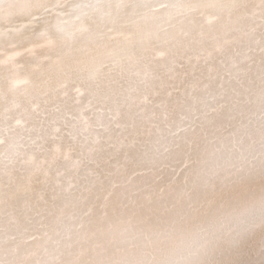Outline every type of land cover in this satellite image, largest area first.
Instances as JSON below:
<instances>
[{"label":"bare ground","instance_id":"bare-ground-1","mask_svg":"<svg viewBox=\"0 0 264 264\" xmlns=\"http://www.w3.org/2000/svg\"><path fill=\"white\" fill-rule=\"evenodd\" d=\"M0 142V264H264V0H4Z\"/></svg>","mask_w":264,"mask_h":264},{"label":"snow or ice","instance_id":"snow-or-ice-1","mask_svg":"<svg viewBox=\"0 0 264 264\" xmlns=\"http://www.w3.org/2000/svg\"><path fill=\"white\" fill-rule=\"evenodd\" d=\"M3 3H4V0H0V5H3ZM105 68H107L106 65L101 66V67L97 70V72H103V71L105 70ZM95 76H96V73H93V74H92V78H95ZM21 83H25V82H24V81H17V82H15V86H19ZM77 92L79 93V92H80V89H77ZM80 94L82 95L83 93H80ZM36 107H37V109H38L39 106H36ZM69 118H71V117H69ZM0 143H2V142H0Z\"/></svg>","mask_w":264,"mask_h":264}]
</instances>
